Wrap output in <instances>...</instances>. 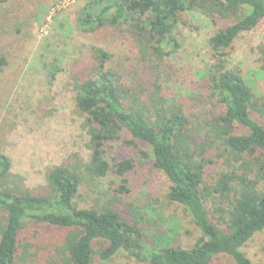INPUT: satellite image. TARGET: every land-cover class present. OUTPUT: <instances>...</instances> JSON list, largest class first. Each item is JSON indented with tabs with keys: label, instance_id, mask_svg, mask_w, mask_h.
Segmentation results:
<instances>
[{
	"label": "trees",
	"instance_id": "trees-1",
	"mask_svg": "<svg viewBox=\"0 0 264 264\" xmlns=\"http://www.w3.org/2000/svg\"><path fill=\"white\" fill-rule=\"evenodd\" d=\"M91 9L83 10L79 29L119 35L121 45H129L123 60L129 68L119 69L121 58L97 47L80 52L68 67L86 159L69 156L45 172L43 186L30 190L0 151V264L16 263L30 227L63 235L56 249L60 264H91L94 256L106 263L120 253L141 264H212L221 256L251 264L243 247L264 232V116L246 81L227 68L225 51L264 20V0H98ZM191 11L213 29L197 95L192 82L173 79L178 71L169 73L173 67L165 65L178 15ZM6 66L0 57V72ZM161 73L168 75L165 83L185 88L188 99H170ZM117 144L164 176L167 201L182 207L200 233L192 248L174 246L166 234H141L136 222H124L107 206L75 208L84 182L112 177L114 197L130 193L135 161L110 158ZM213 150L222 161L206 186Z\"/></svg>",
	"mask_w": 264,
	"mask_h": 264
},
{
	"label": "rangeland",
	"instance_id": "rangeland-1",
	"mask_svg": "<svg viewBox=\"0 0 264 264\" xmlns=\"http://www.w3.org/2000/svg\"><path fill=\"white\" fill-rule=\"evenodd\" d=\"M95 1L98 0H8L0 5V57L7 62L0 72V151L11 161L12 174L21 176L30 190L43 186L45 172L69 156H87L86 136L80 119L73 114V95L66 79L72 60L87 48L97 47L118 55L119 69L129 68L128 63H123L129 45L125 42L122 46L119 35L109 29L95 33L79 29L83 10H93ZM212 32L199 11L179 14L166 50L171 55L165 65L173 67L169 73L178 71L173 79L192 82L194 95L199 92V73L209 63L207 41ZM225 54L227 68L246 81L264 116V20L241 35ZM161 74L170 99L178 95L188 99L191 94L187 95L185 88L165 83L168 75ZM109 156L134 159L135 169L129 175L130 193L114 197L108 191L111 182H115L112 177L84 182L74 200L75 208L98 210L107 206L124 222H136L141 234H166L174 246L192 248L200 233L182 207L167 201L169 184L164 176L149 161L139 160L134 149L122 144L115 145ZM218 156L213 150L207 157L211 161L206 165V186L210 185L209 175L220 169L222 160ZM62 238L60 232L48 228H28L15 264H60L56 249ZM100 248V244L95 246V250ZM243 253L251 264H264V232L254 235L243 247ZM91 264L141 263L120 253L106 263L94 256ZM212 264L234 263L221 256Z\"/></svg>",
	"mask_w": 264,
	"mask_h": 264
}]
</instances>
